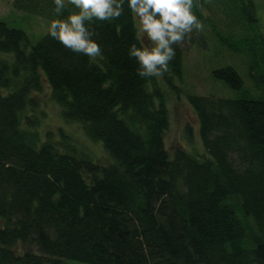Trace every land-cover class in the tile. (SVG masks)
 Here are the masks:
<instances>
[{
	"label": "trees",
	"instance_id": "obj_1",
	"mask_svg": "<svg viewBox=\"0 0 264 264\" xmlns=\"http://www.w3.org/2000/svg\"><path fill=\"white\" fill-rule=\"evenodd\" d=\"M213 2L225 17L221 3L201 0L208 10ZM54 7L12 0L49 25L63 18ZM124 8L118 20L93 25L103 48L95 60L48 30L31 43L0 21V54L12 58L0 59V264H264V100L186 95L207 157L181 147L169 158L165 96L155 77L136 74L128 49L141 42ZM174 47L160 78L172 91L181 77ZM212 77L242 88L230 67ZM44 85L62 119L100 144L109 166L38 139L24 112ZM18 243L35 244L38 254L16 255Z\"/></svg>",
	"mask_w": 264,
	"mask_h": 264
},
{
	"label": "rangeland",
	"instance_id": "obj_2",
	"mask_svg": "<svg viewBox=\"0 0 264 264\" xmlns=\"http://www.w3.org/2000/svg\"><path fill=\"white\" fill-rule=\"evenodd\" d=\"M212 1L224 6L225 17L215 8L214 2L209 10L199 9L207 20L205 23V19L202 20V32H193L191 39L179 45L181 77L172 81L176 91L156 78L169 116V127L163 136V147L169 158L175 148L181 147L197 158L207 157L198 139L195 115L185 101L186 95L264 100V0ZM0 21L8 28L21 30L31 43L49 27L44 19L14 10L12 0H0ZM134 25L137 36H142L138 20L134 19ZM140 42L147 43V40L142 37ZM0 59L9 63L12 58L0 54ZM226 67L232 68L241 79L240 90H231L212 77L213 71ZM31 97L35 104L27 107L24 115L33 119L34 131L41 142L50 138L49 141L61 150L72 149L76 156L87 157L100 168L112 163L101 145L88 140L79 125L62 119L60 108L51 100L45 85L40 93L31 94ZM13 251L16 255L38 254L35 244L18 243ZM64 264L77 263L66 261Z\"/></svg>",
	"mask_w": 264,
	"mask_h": 264
},
{
	"label": "clouds",
	"instance_id": "obj_3",
	"mask_svg": "<svg viewBox=\"0 0 264 264\" xmlns=\"http://www.w3.org/2000/svg\"><path fill=\"white\" fill-rule=\"evenodd\" d=\"M54 19L48 34L66 49L83 54L90 60L103 55V48L95 38L96 22L118 20L124 15L125 4L147 43L130 45L128 55L138 62L136 74L141 78H162L169 72L176 49L191 39L193 32H202L204 24L193 9L202 8L201 0H53ZM65 9H69L64 16Z\"/></svg>",
	"mask_w": 264,
	"mask_h": 264
}]
</instances>
